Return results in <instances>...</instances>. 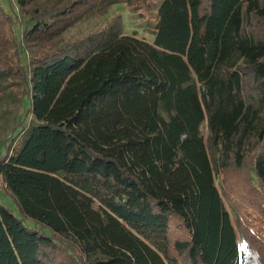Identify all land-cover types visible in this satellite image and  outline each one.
I'll list each match as a JSON object with an SVG mask.
<instances>
[{
	"label": "trees",
	"instance_id": "trees-1",
	"mask_svg": "<svg viewBox=\"0 0 264 264\" xmlns=\"http://www.w3.org/2000/svg\"><path fill=\"white\" fill-rule=\"evenodd\" d=\"M33 2L21 39L0 0V76L31 100L0 153V264H264V0H163L152 42L88 53L93 33L48 44L146 0Z\"/></svg>",
	"mask_w": 264,
	"mask_h": 264
},
{
	"label": "rangeland",
	"instance_id": "rangeland-1",
	"mask_svg": "<svg viewBox=\"0 0 264 264\" xmlns=\"http://www.w3.org/2000/svg\"><path fill=\"white\" fill-rule=\"evenodd\" d=\"M67 1L68 0H34L31 10H35L39 7L43 10H51L64 6ZM162 2L163 0H146L145 4L138 8L125 5H113L108 9L99 11L94 17L80 22L69 32L63 33L61 36L53 40V42L49 43L48 47L61 48V46H64L71 41L93 33L94 37L91 40L92 45L86 49L88 53L95 47L98 40L101 39L99 32H108V30H114L120 35L128 36H132L136 33L139 39H147L152 42L153 34L151 33V28L156 21L154 14H156L157 9ZM2 4L7 10H13L17 14L15 30L17 36L23 39V17L18 7L17 0H2ZM91 42L88 43L91 44ZM86 43L87 41L84 40L83 44ZM23 45L28 58L46 49L45 44L41 43L23 42ZM80 48L81 55H85V48L82 46ZM74 52L75 49L71 53ZM15 84L16 93H12L7 88V80L0 76V91L3 90L5 92L4 97H0V153H4V142L9 137L16 121L31 105L30 98L22 89V78L16 79ZM202 134L206 142L208 154L211 160H213L214 157H216V153L211 148L210 133L207 125H204L202 128ZM215 181L217 187L220 188L221 182L218 175H216ZM0 204L15 208L14 202H12L9 194L4 190L3 192L0 191ZM227 208L229 209L228 206Z\"/></svg>",
	"mask_w": 264,
	"mask_h": 264
}]
</instances>
